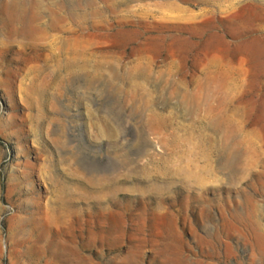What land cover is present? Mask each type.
<instances>
[{"label": "rangeland", "instance_id": "374dc122", "mask_svg": "<svg viewBox=\"0 0 264 264\" xmlns=\"http://www.w3.org/2000/svg\"><path fill=\"white\" fill-rule=\"evenodd\" d=\"M71 1L0 0V264H264V0L130 2L57 70L69 34L25 33ZM199 81L239 129L228 163L224 129L181 104Z\"/></svg>", "mask_w": 264, "mask_h": 264}, {"label": "bare ground", "instance_id": "6f19581e", "mask_svg": "<svg viewBox=\"0 0 264 264\" xmlns=\"http://www.w3.org/2000/svg\"><path fill=\"white\" fill-rule=\"evenodd\" d=\"M97 1L100 2L102 4V6H98ZM134 1H139V0H85V8L91 9V11L88 13H85V15L84 14H76L74 12V10H75L74 5H76L77 7L81 6V4H82L81 0L76 1V3H73V1H71V2H69L70 3L69 5H71L72 8L69 5L66 7H63V6L60 7L61 8L60 10H62L61 12L62 13L64 12L63 14H61V12L54 13L50 19V22L45 27H41V28L29 27L28 30H26L25 34L26 35L29 34V36H34V37L35 36H37V37L41 36V38L43 36V38H45V36H47L50 31L51 32L52 31H58V33L59 32L64 33V36H65V34L71 35V36L68 35L67 37H63L59 41L60 42L59 48H60V52H61L60 53L61 58H58L56 60L55 68L57 70H68V71L75 69V68L82 70L85 67L84 49L80 47L78 40L74 39L75 38L74 36L77 35L78 37H80L82 35L84 28H85V30L87 29L86 26L88 24L89 19L90 20L98 19L97 21H94L95 23L105 22L104 17H105L106 13H109V15L112 14L115 18H117V20L119 22L127 21L128 19L133 18L134 12L130 13V15H122L120 17L117 14L119 13V9L121 6H127L130 2H134ZM143 1L150 2L149 4L146 5V8L152 7V8L158 9L159 11L163 10V9H166L168 11L180 10L181 7L179 6V3L188 4V5L207 4V6H208V4L212 5V6L213 5L214 6H220L221 3H228V0H143ZM228 4H229L228 7H230V10H233V8H234L233 4L232 3H228ZM261 10H264V9H261ZM261 12L251 10L250 8H243L242 11L240 13H238L237 15H235V17L233 18L234 24L252 27L254 22L257 21L259 19V17H261ZM155 14L156 13H152V11H149V13L148 12L146 13L145 17L146 18H149V17L153 18V17H155ZM112 15H110V16H112ZM66 22H70L72 25L71 24H69V25H71L75 29H67ZM96 27H98V26H96ZM87 33L89 35V31H87ZM256 49L259 50V52L260 51L264 52V45L261 43V41L256 42ZM139 53H140V51H138L136 49H133L131 51V55H135V54L138 55ZM56 77H57V75L55 74V78ZM41 81H39V82L41 83ZM47 82H50V81H47ZM42 83H43V81H42ZM201 84H202V82L199 81L197 84L198 87L196 88V90L194 92L186 93L184 96H182L181 104L183 107H185L186 113H188V114L199 112V111H204L207 115L214 117L215 119L213 118L212 121L208 122V124H207L208 127H211L212 129L217 130V131L224 129V139L218 146L215 143L216 144L215 147L217 148V151L219 149L221 151H223V155H224L223 159H226V162L228 163V161H227V160H229L228 153L225 155V152H227L228 147H236L238 145V142H236V140L234 139L235 138L234 136L238 134L239 129L237 126L234 125V121H232V119L230 118V116L228 114V112L230 110L227 107L226 97H224V99L218 98L221 100L217 99L218 102L215 105H213L212 100L214 98V96H213L214 93H213L212 89L211 90L209 89L206 91L203 87H201ZM217 92L218 91H216L215 93H217ZM217 94H219V93H217ZM252 151H253V149H252ZM255 153L257 154L256 151H255ZM253 155H254V153H253ZM256 156H258V155H256ZM245 157H246V155H245ZM243 159H244V157H243ZM250 163H252V162H250ZM248 166H249V164H248ZM195 168L197 169L198 167L196 166ZM199 178H200V176H199Z\"/></svg>", "mask_w": 264, "mask_h": 264}]
</instances>
